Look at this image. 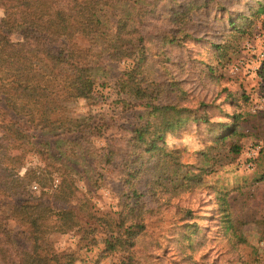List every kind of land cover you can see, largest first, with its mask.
<instances>
[{
  "label": "trees",
  "instance_id": "obj_1",
  "mask_svg": "<svg viewBox=\"0 0 264 264\" xmlns=\"http://www.w3.org/2000/svg\"><path fill=\"white\" fill-rule=\"evenodd\" d=\"M0 9V95L6 111L13 112L17 121L25 119L22 124L0 123V193L10 199L7 215L0 212V264H75V255L57 252L49 235L79 224V208L73 204L79 188L66 166L70 155L65 149H75L74 156L92 149L82 140L95 125L90 119L69 116L67 110L78 99H92L102 75L114 74L115 88L125 95L119 97L124 110L140 107L146 111L124 145L104 136L102 149L108 161L119 154L113 149H129L124 152L127 158L142 152L159 154L178 166L174 160H179L184 148L170 144L168 135L188 129L209 147L242 135L238 128L243 113L228 115L223 106L236 108L247 96L223 87L217 95L223 93L220 101L200 98L185 87V76L193 67L201 80L219 85L216 70L224 58L256 20L264 24V0H0ZM196 13L221 23L214 38L198 36L201 24L205 27L208 22L192 20ZM144 15L159 22L152 53L159 79L147 75L151 55L138 26ZM13 33L20 38L13 40ZM202 50L211 53L209 60L200 59ZM178 52L182 59L172 60ZM122 61L127 64L116 70L114 63ZM175 62L176 69H170L169 63ZM262 64L264 72V58ZM218 113L231 121L214 119ZM38 132L59 136L65 146L53 154L50 141L39 139ZM229 149L237 153L240 145L231 142ZM29 154H36L43 165H26ZM119 170L122 175L131 174L128 169ZM176 185L172 189L184 188ZM135 203L125 206L127 216L135 221L126 226L117 223V231L108 232L103 240V253L122 250L125 254L119 264L135 263L131 250L143 229L137 221L141 210ZM9 218L20 228V242Z\"/></svg>",
  "mask_w": 264,
  "mask_h": 264
},
{
  "label": "rangeland",
  "instance_id": "obj_2",
  "mask_svg": "<svg viewBox=\"0 0 264 264\" xmlns=\"http://www.w3.org/2000/svg\"><path fill=\"white\" fill-rule=\"evenodd\" d=\"M236 7L243 9V5ZM2 16L0 9V18ZM191 17L196 23L208 22L205 27L201 24L198 36L214 38L222 29L221 23L208 21L198 13ZM158 25L159 22L150 15H144L138 25L151 55L147 75L152 79L161 77L157 58L152 54L156 42L153 35ZM206 30L210 34H206ZM11 38L17 40L20 36L13 33ZM78 41L85 45V41ZM182 56L178 52L172 60L178 61ZM210 56L209 51L202 50L199 57L209 60ZM263 58L264 24L262 19H258L224 58L223 66L216 70L221 78L219 85L201 80L193 67L186 72L185 87L197 97L211 100L217 97L221 88L227 87L247 98H241L236 108L229 104L223 106L228 115L243 113L238 128L241 136L236 135L226 143L211 147L188 129L178 137L168 136L169 143L185 146L179 160H174L178 166L157 156L159 154H138L137 150L138 156L130 154L132 157L127 158L124 152H129V149H113L119 154H114L110 161L106 160L102 149L104 136L115 138V143L122 146L133 125L146 115L140 107L123 109L119 97L125 95H119L115 88L113 73L99 78L92 99L70 103L69 116L90 119L95 126L82 140L83 145L92 149L80 150L78 156H74L75 149H65L70 155L66 166L73 171L79 188L77 197L73 199V204L77 203L79 208V224L67 231L50 232L49 238L55 250L72 252L76 257L75 264H119L125 254L122 250L103 253V240L108 232L117 231V223L122 221L126 226L135 221L127 216L125 206L129 203L131 207L139 199L135 203L141 210L137 221L143 224V229L138 232V240L131 250L134 264H264ZM176 63H169V68L175 70ZM126 64L123 61L120 65L114 63V68L118 70ZM223 96L221 93L216 100L220 101ZM6 109L0 95V123L17 121V116ZM214 119L231 121L220 113ZM24 120L17 122L22 124ZM36 135L50 141L53 154H58L60 147L65 146L59 136L40 132ZM231 142L240 145L237 153L230 151ZM26 165L42 166L43 162L36 154H29ZM122 168L131 174L122 175L119 170ZM176 184H182L184 188L172 189L178 186ZM167 189L172 191L166 192ZM133 190L138 198L132 196ZM9 201L0 193V212L4 215H7L6 204ZM8 224L16 241L20 242V228L11 218Z\"/></svg>",
  "mask_w": 264,
  "mask_h": 264
},
{
  "label": "crops",
  "instance_id": "obj_3",
  "mask_svg": "<svg viewBox=\"0 0 264 264\" xmlns=\"http://www.w3.org/2000/svg\"><path fill=\"white\" fill-rule=\"evenodd\" d=\"M182 134V132L179 134V135H181ZM179 135H168L169 137H178ZM168 136H167V138H168ZM170 144H175L176 146H180V147H183L184 149H185V146H184V144L182 145V144H176V143H170Z\"/></svg>",
  "mask_w": 264,
  "mask_h": 264
},
{
  "label": "built area",
  "instance_id": "obj_4",
  "mask_svg": "<svg viewBox=\"0 0 264 264\" xmlns=\"http://www.w3.org/2000/svg\"><path fill=\"white\" fill-rule=\"evenodd\" d=\"M36 190H38V189H36Z\"/></svg>",
  "mask_w": 264,
  "mask_h": 264
}]
</instances>
